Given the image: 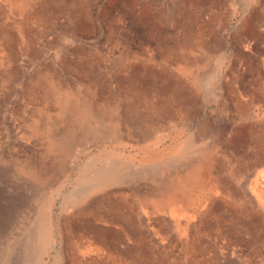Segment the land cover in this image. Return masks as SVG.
I'll use <instances>...</instances> for the list:
<instances>
[{"label":"rangeland","instance_id":"rangeland-1","mask_svg":"<svg viewBox=\"0 0 264 264\" xmlns=\"http://www.w3.org/2000/svg\"><path fill=\"white\" fill-rule=\"evenodd\" d=\"M263 177L264 0H0V264H264Z\"/></svg>","mask_w":264,"mask_h":264},{"label":"bare ground","instance_id":"bare-ground-1","mask_svg":"<svg viewBox=\"0 0 264 264\" xmlns=\"http://www.w3.org/2000/svg\"><path fill=\"white\" fill-rule=\"evenodd\" d=\"M81 90V89H80ZM60 100V99H59ZM67 105V104H66ZM81 106V105H80ZM60 107V106H59ZM62 111V110H61ZM85 113H83L82 115L84 116V122L86 123L87 121H89V119H91V116H90V114L88 113V111H84ZM137 116V115H136ZM72 122V121H71ZM112 122V121H111ZM77 123V122H76ZM99 123V122H98ZM66 131V130H65ZM64 131V132H65ZM86 133V132H85ZM76 138V137H75ZM70 145V144H69ZM56 147V146H55ZM67 147V146H66ZM60 148V147H59ZM42 168V167H41ZM189 175H191V173L189 174ZM194 176V175H193ZM43 178V177H42ZM194 177H192V179H193ZM264 178V177H263ZM189 179L191 180V177H189ZM182 181H185L186 182V184L187 183H189V181L187 180V179H183V180H181L180 181V183H179V185H178V187H180V188H182V187H185L186 186V184L184 185V184H182ZM188 181V182H187ZM139 189V188H138ZM138 191V190H137ZM155 192V191H154ZM106 194V193H105ZM7 200V199H6ZM11 203H13L14 201L16 202V203H20V201H21V198L20 199H18V200H15L14 198H12L11 199ZM11 203L9 204V207L5 210V209H3L2 210V208H1V212H0V221L2 222L3 221V225H2V227H1V229H0V234H4L5 233V231H6V229L8 228V227H10L12 224H13V218H14V216L16 215V212H17V210H16V205L14 204L13 206L11 205ZM18 209V208H17ZM21 211V210H20ZM50 212V211H49ZM145 217V216H144ZM4 220L6 221V223L4 222ZM2 224V223H1ZM49 233V228L47 229V225H45V226H43V228L41 229V234H45L46 235V233ZM6 235H8V234H6ZM44 235V236H45ZM42 240V239H41ZM8 243V242H7ZM43 243V242H42ZM40 245V244H39ZM44 254V253H43ZM40 255V254H39ZM44 256V255H43ZM41 257V256H40ZM42 260V259H41ZM40 260V261H41Z\"/></svg>","mask_w":264,"mask_h":264}]
</instances>
